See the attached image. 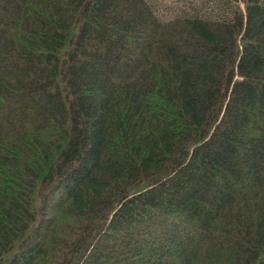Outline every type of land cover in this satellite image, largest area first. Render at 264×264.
Here are the masks:
<instances>
[{
    "label": "trees",
    "instance_id": "trees-1",
    "mask_svg": "<svg viewBox=\"0 0 264 264\" xmlns=\"http://www.w3.org/2000/svg\"><path fill=\"white\" fill-rule=\"evenodd\" d=\"M0 264H264V0H0Z\"/></svg>",
    "mask_w": 264,
    "mask_h": 264
},
{
    "label": "rangeland",
    "instance_id": "rangeland-1",
    "mask_svg": "<svg viewBox=\"0 0 264 264\" xmlns=\"http://www.w3.org/2000/svg\"><path fill=\"white\" fill-rule=\"evenodd\" d=\"M168 5H171L170 2L168 3Z\"/></svg>",
    "mask_w": 264,
    "mask_h": 264
}]
</instances>
